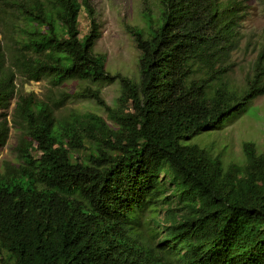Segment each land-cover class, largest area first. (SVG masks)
<instances>
[{
    "label": "trees",
    "instance_id": "trees-1",
    "mask_svg": "<svg viewBox=\"0 0 264 264\" xmlns=\"http://www.w3.org/2000/svg\"><path fill=\"white\" fill-rule=\"evenodd\" d=\"M154 1L155 10L142 9L146 28L127 27L139 51L138 74L129 77L108 71L94 52L95 9L64 0L73 54L64 73L92 85L119 81L115 106L92 85L58 99L18 93V76L37 83L52 66L0 52V110L16 98L21 130L17 162L0 174V264H264V151L245 142L244 165L225 167L191 142L264 95V39L236 84L246 1ZM81 13L89 22L82 38ZM73 99L95 101L106 117L58 115ZM9 129L4 118L0 147ZM168 195L175 210L145 228L143 212Z\"/></svg>",
    "mask_w": 264,
    "mask_h": 264
},
{
    "label": "rangeland",
    "instance_id": "rangeland-1",
    "mask_svg": "<svg viewBox=\"0 0 264 264\" xmlns=\"http://www.w3.org/2000/svg\"><path fill=\"white\" fill-rule=\"evenodd\" d=\"M249 6L248 15L243 22V40L240 49L233 54L236 62L231 73V80L242 84L251 71L252 64L264 39V6L257 0H245ZM154 0H74L75 6H89L97 13L100 24L99 36L94 52L104 56L106 69L111 73H121L135 77L139 71V51L127 27L146 28L142 9L146 4L155 10ZM54 10V17L51 11ZM64 0H0V52L9 61L17 51H24L31 58L49 63L52 68L37 82H27L17 77L18 93L35 92L36 97L46 96L62 98V94L72 92L87 85V82L73 81L64 73L66 62L73 60V54L66 45L68 23L66 21ZM52 20L55 30L52 29ZM80 37L86 34L89 22L84 13L79 18ZM50 40L43 49H34L35 42ZM229 80V79H228ZM100 89L104 100L115 106L121 93L119 81L111 84H95ZM16 99V98H15ZM13 100L7 110H0V121H8L9 137L0 147V174L8 164L15 165V147L21 136V130L14 126ZM70 111L94 112L105 116V111L90 99H73L65 102L58 115ZM106 117V116H105ZM211 156H218L225 167L232 164L244 165L245 142L253 143L259 152L264 151V95L255 99L246 110L230 115L222 123L216 124L199 133L191 140ZM169 194V191L166 192ZM147 208L141 222L152 230L157 221H162L175 210L176 200L166 197Z\"/></svg>",
    "mask_w": 264,
    "mask_h": 264
}]
</instances>
